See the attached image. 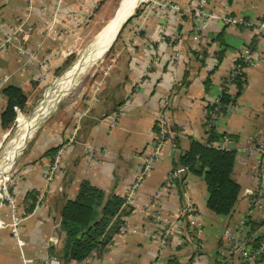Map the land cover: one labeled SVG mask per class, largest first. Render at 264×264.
<instances>
[{
    "label": "crops",
    "instance_id": "crops-1",
    "mask_svg": "<svg viewBox=\"0 0 264 264\" xmlns=\"http://www.w3.org/2000/svg\"><path fill=\"white\" fill-rule=\"evenodd\" d=\"M101 1L0 0V41L19 25L26 35L23 39L16 36L0 50L2 90L18 88L28 102L38 89L41 66L53 72L66 63L76 49L77 36L95 18ZM198 12L208 17L197 16ZM263 19L264 0H150L143 6L118 32L119 41L117 34L108 63L110 72L98 93L86 98L83 94L69 103V124H62L60 113L39 128L12 167L11 173L18 177L14 210L22 218L19 238L25 246L19 247L13 238L10 209L3 206L0 264H23V258L33 264L59 261L64 203L75 199L83 183L101 191L105 200L123 201L152 148L159 118L166 122L170 140L142 177L132 205L122 204L119 220L127 219L130 232L114 234L106 251L89 264H184L193 252L195 235L202 247L199 264H217L230 252L225 232L242 223L251 232L260 229L264 242V205L256 209L252 198L244 196L245 190L259 183L264 190V177L257 184L253 175L257 161L264 170V157L251 149L256 144L264 146V30L257 27ZM253 44L256 60L243 70L239 95L231 98L236 89L228 94L226 104L234 107L219 118L213 131L216 140L208 142L213 148L223 145L224 150L235 152L233 177L240 191L233 211L225 218L212 215L205 207L202 178L191 174H186L184 184L175 183L155 198L189 145H204L205 121L221 96V83L244 48ZM31 53L35 58L28 61ZM5 107L0 93V116ZM7 131L0 125V142ZM68 139L72 142L59 156V171L35 211L42 173L54 158L45 153L60 149ZM152 201L167 216L176 215L186 203L195 209L181 219L182 234L169 237L164 248L149 238L158 236L159 228L139 211ZM227 264H241V259L231 255ZM255 264L264 260L258 257Z\"/></svg>",
    "mask_w": 264,
    "mask_h": 264
},
{
    "label": "built area",
    "instance_id": "built-area-1",
    "mask_svg": "<svg viewBox=\"0 0 264 264\" xmlns=\"http://www.w3.org/2000/svg\"><path fill=\"white\" fill-rule=\"evenodd\" d=\"M196 14L197 16L208 17L207 14H204L202 12H198ZM257 27L260 31L264 30V19L257 24ZM21 32L23 31L21 30V25H19L14 31L6 34L4 38L0 41V50L5 45L14 42L16 36H20L23 39L24 36L26 35H22ZM254 46L255 45L253 44L244 48L238 60L231 67L229 74L221 83V95L222 94L228 95L230 92L232 94V92L236 88V83L242 81L244 68L256 60L253 53L255 49ZM34 58L35 57L33 53L28 55V61L34 60ZM41 68L44 69L45 66L42 65ZM3 83H4L3 81L0 83V93L2 91ZM233 107L234 106L232 103L225 105L220 104V97L215 100L214 105L208 112L205 121L204 129H205L206 139L204 142V146L210 147V144L208 143L207 140L210 137V135L213 134L215 124L217 123V121L219 120V118L222 116L223 113L229 112V110L230 109L232 110ZM13 111L15 114L14 122H17V119L19 117H22L23 112L20 111L18 108H14ZM156 130L157 131L152 143V148L149 154L143 160L141 173L136 177L134 183L126 188V192L123 198L124 201L123 204L125 206L132 205L134 196L136 194L137 186L141 182L142 177L151 169L152 164L159 158L163 149V145L170 140L171 133L167 128L166 122L162 118H159L157 120ZM2 142H0V145L2 144ZM71 142L72 139H68L66 143L63 144L60 147V149L56 152L51 163H49L44 169L42 173L43 185L36 197V201L34 205L35 211L42 205L45 196L47 195L49 188L52 182L54 181L57 172L59 171V165H60L59 156L69 146ZM217 149L224 150V146L221 145ZM251 149L254 152H256L259 156L264 157V146L262 144H256V146H252ZM11 170L12 169L10 167L0 170V209L5 205L9 206L10 232L13 238L15 239L17 245L19 247H23L25 246V243L19 238V228L22 218L15 214L14 198H13V190L18 177L12 174ZM253 175L257 184L260 182L259 181L260 177L261 178L264 177V170L263 167L261 166L260 161L256 162ZM185 176H186V170L182 167H176L175 169L171 170L167 174L163 184L157 190L155 194V198L159 196L161 190L173 186L177 181L181 179V177L183 178L181 183L184 184ZM244 196L252 198L253 206L256 209L260 210L263 208L264 190L261 187L260 183L254 189L245 190ZM155 203L156 201H152L150 204L146 205L144 208H142V210L139 211L145 213L150 218L152 223H154L159 228L160 230L159 235L158 236L150 235L149 238L155 240L160 248H164L166 246V242L169 237H171L173 234L178 236L182 234L183 225L181 224V219L186 214L187 215L193 214L195 212V209L190 204L186 203L184 208L180 210L176 215L167 216L156 207ZM126 221H127L126 218H123L121 220V224L119 225V229L117 233L118 235H125L130 232V230L127 228ZM1 226L2 224L0 222V227ZM260 231L261 230L258 229L256 231L251 232L249 229H246L245 225L242 223L239 227H237V229L232 230L231 232L230 231L225 232V239L231 245L230 252H228V255H226V257H221L218 260L217 264H227L228 260H230L231 258V255L238 256L241 259V264H255L257 258L261 255H264V242L263 241L259 242L256 250H253L251 248L250 243L257 237L262 236ZM199 232L200 231L197 230L196 234H199ZM51 242L54 243L55 241L51 240ZM199 242L200 241L197 239V236L195 235V237L192 240L193 252L190 255L189 260L184 264H199L202 255V247ZM110 244L111 241L109 242L106 248H108ZM99 249L100 248H95L92 252H90V254L85 259L71 264H89L95 257L98 256L97 251ZM22 262L23 264H33L30 260H26L24 258L22 259ZM44 264H60V262L56 259H50L45 261ZM177 264H181V263L178 262Z\"/></svg>",
    "mask_w": 264,
    "mask_h": 264
},
{
    "label": "trees",
    "instance_id": "trees-1",
    "mask_svg": "<svg viewBox=\"0 0 264 264\" xmlns=\"http://www.w3.org/2000/svg\"><path fill=\"white\" fill-rule=\"evenodd\" d=\"M140 12L141 9H135L131 18L137 17ZM239 83H236V91L231 96L232 99L239 95ZM1 94L6 100V107L0 116V125L2 130H9L15 119L13 109L18 108L24 113L27 97L20 89L12 86L3 88ZM229 99L228 95L222 94L220 104L225 105ZM214 140L216 138L211 134L208 142ZM58 150L59 148L50 149L45 156L52 159ZM234 162V151L206 147L195 142L189 145L188 150L179 160V167L184 168L186 174L202 178L206 192L205 207L215 217L229 216L238 200L240 187L233 177ZM182 179L181 177L176 184L181 185ZM122 204L123 201L116 197L105 200L101 191L88 184H81L75 199L66 201L60 211L59 231L62 234L60 263L79 262L95 248H100L97 251L98 256L106 251L113 235L118 233ZM130 212L129 208L126 215ZM247 226L255 228V225L250 223ZM261 241V237L254 239L250 243L251 248L256 250ZM259 260L263 261L264 255L259 256Z\"/></svg>",
    "mask_w": 264,
    "mask_h": 264
},
{
    "label": "rangeland",
    "instance_id": "rangeland-1",
    "mask_svg": "<svg viewBox=\"0 0 264 264\" xmlns=\"http://www.w3.org/2000/svg\"><path fill=\"white\" fill-rule=\"evenodd\" d=\"M119 3L120 0H102L99 4V11L95 15V18L90 19L91 24H88L89 27L87 26L88 28H84L83 34L81 36L80 34L77 36L79 37V40L76 49L73 51V54L69 55L66 63L63 64L58 70L53 72H48V68H46V66L44 69H42L41 77L38 80V89L36 92H34V94H32L30 98H28L29 101L26 102V110L24 113H22L23 118L27 119L32 115L34 109L43 101L44 92L47 89L52 88L55 80L58 79L63 73L68 71L70 67H72V65L80 58V56L84 53V50H86L93 41L94 37L100 33L113 18L115 15L114 13L117 12ZM148 3H150V0H141L136 5L137 7L135 9H141ZM114 48L115 44L112 45V47L104 56H100L96 62L90 65L82 74L75 78V82L71 88L68 89L65 95L58 101V104L55 105L50 114L40 122L30 138H33L36 135L39 128H42L44 125L50 123L51 119L59 117L60 113L61 117L59 118L63 122L62 124H69V103L74 101L76 98H80L83 96V94L85 95L84 98H86V96L89 94L94 95L98 93V90L103 85L105 77L107 76L106 74L110 72L108 70V63L112 57ZM17 129L18 124L17 122H14L11 128L6 132V137L0 145V159L5 154L6 149L9 146V142L15 136ZM30 138L27 140V142L30 140ZM26 144L15 157L13 163L10 166L11 169L15 165L17 158Z\"/></svg>",
    "mask_w": 264,
    "mask_h": 264
},
{
    "label": "bare ground",
    "instance_id": "bare-ground-1",
    "mask_svg": "<svg viewBox=\"0 0 264 264\" xmlns=\"http://www.w3.org/2000/svg\"><path fill=\"white\" fill-rule=\"evenodd\" d=\"M139 1L141 0H120L117 12L114 13L113 18L94 37L93 41L72 67L55 80L52 88L44 92L43 101L34 109L32 115L27 119L23 117L17 119L18 129L15 136L9 142L5 154L0 159V170L11 166L15 157L27 143V140L31 137L40 122L50 114L55 105L58 104V101L71 88L75 82V78L100 58L104 50L111 43L121 22L133 11Z\"/></svg>",
    "mask_w": 264,
    "mask_h": 264
},
{
    "label": "water",
    "instance_id": "water-1",
    "mask_svg": "<svg viewBox=\"0 0 264 264\" xmlns=\"http://www.w3.org/2000/svg\"><path fill=\"white\" fill-rule=\"evenodd\" d=\"M136 7V6H135ZM133 11H134V9H133ZM133 11L121 22V24L119 25V27L117 28V31L115 32V35H114V37H113V39H112V41H111V43L107 46V48L104 50V52L102 53V55L105 53V52H107L108 51V49L112 46V44H113V42H114V40H115V38H116V36H117V34H118V32L121 30V28H122V26L126 23V21L132 16V14H133ZM101 55V56H102Z\"/></svg>",
    "mask_w": 264,
    "mask_h": 264
}]
</instances>
